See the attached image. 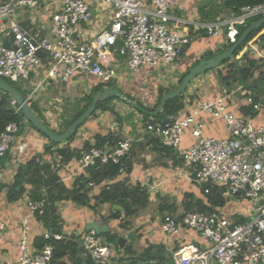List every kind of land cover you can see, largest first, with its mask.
Instances as JSON below:
<instances>
[{"label": "built area", "instance_id": "2783aa9c", "mask_svg": "<svg viewBox=\"0 0 264 264\" xmlns=\"http://www.w3.org/2000/svg\"><path fill=\"white\" fill-rule=\"evenodd\" d=\"M47 0H6L0 2V24H4V36L10 39V46L0 43V78L13 83H22L40 66V52H46L50 59L48 77L69 82L76 74L97 78L107 86L114 78L110 68L113 56L125 60L130 73L144 68L157 69L177 63L187 45L188 34L179 31L183 20L182 0H106L113 7L109 26L92 39L82 36V28L91 23V9L87 0H61V7L51 17V34L55 42L39 39L24 30L13 20L17 11L35 9ZM264 18V6H245L238 14L230 13L214 23L196 26L205 31L208 38L222 36L225 44L231 46L239 38L240 26L249 18ZM258 38V37H257ZM256 38V40H257ZM264 63V52L255 50ZM228 94L224 92L213 100H202L187 115L180 113L167 116L161 123H147L146 132L159 139L162 146L176 151L185 166H190L193 184L210 193L216 187L226 196L235 199H249L257 206L254 215L245 224H236L221 212L206 214L197 211L183 213L180 218H163L162 230L175 236L187 229L197 233L207 247L182 246L172 251L173 264H264V124L253 125L244 117L228 109ZM28 102V99H26ZM248 106L260 110L262 104L246 98ZM10 105L19 112L14 99ZM201 114L220 118L228 133L226 138L202 136ZM194 127L193 144L181 149L182 137ZM16 123H9L0 133V164L11 149L20 132ZM26 150L20 143L16 157ZM130 143L120 141L115 147H91L79 159L84 171L99 165L120 164L128 156ZM55 169L58 168L56 164ZM67 178H64L63 181ZM92 186V184H90ZM28 215L21 220L18 241V256L10 264H52L53 241L63 239V234L42 230L39 236L48 242L36 249L30 234V218L41 209L42 203L26 199ZM3 226H0V246L3 242ZM66 235V234H65ZM70 235V234H69ZM84 258L96 264H108L115 255L114 249L105 245L94 232L82 234L79 239ZM187 253V257L184 255ZM153 264V263H149Z\"/></svg>", "mask_w": 264, "mask_h": 264}, {"label": "crops", "instance_id": "0c3cea01", "mask_svg": "<svg viewBox=\"0 0 264 264\" xmlns=\"http://www.w3.org/2000/svg\"><path fill=\"white\" fill-rule=\"evenodd\" d=\"M4 1L6 0H0V2ZM87 2L90 4L92 19L88 26L82 28L81 33L86 40H89L109 26L113 17V7L106 0H87ZM203 2L204 0H182L183 10L179 16L183 23L180 25L179 31L188 34L190 46L184 50L177 63L161 66L157 69L144 68L137 73H130L125 60L115 55L110 63L114 78L107 86L101 84L95 77L82 74H76L69 82L65 83L48 77L50 70L49 55L46 52H40V66L34 69L27 81L18 83L22 88L21 91L25 92V95L22 92L23 97L28 99V104L36 116H39L40 120L55 134L64 131L58 132L62 128L63 122L69 119L75 111L81 109L85 104V99L93 95L99 88H102V90L105 88L117 89L137 104L155 110L159 104V89L163 90L165 95L172 93L180 85L183 79L181 77L196 62L202 60L205 54L210 52L214 55L219 51L223 52V50H226L225 47L228 46L222 36L216 39L190 36V32L195 33L199 30L196 26L209 22L200 15ZM60 7L61 0H47L35 9L17 11L13 16V20L32 35H38L39 39H46L54 43L55 38L51 34V17ZM229 14H224L217 17V19L225 18ZM3 29L4 24H0V43L9 47L10 39L4 36ZM255 50L264 52V30L256 35L240 54V56L248 55L257 61L259 65H262V68L256 71L254 80L251 83L253 84L251 86L255 88L253 91L252 89H244L238 83L232 84L230 88H224L219 83L215 68L197 76L190 82L181 94L184 96V106L179 113L187 115L202 100H213L226 92L229 97L228 109L233 114L244 117L253 125L264 124V63L257 57ZM234 62H237L236 59ZM0 93L2 92L0 91ZM253 94L260 96L262 106L254 118L243 116L240 109L248 106L246 98L248 96L253 98ZM112 106L118 117L108 112H97L92 120L85 122L77 130L73 140L58 144L52 148V151L62 147L68 148L72 152L80 151L85 144L93 145L95 143L94 138L98 135L115 134L122 141H129L130 150L127 160L131 163V173L121 174L113 182L92 186L90 196H97L101 187L105 185H112L115 182L127 179L130 185H139L147 192L149 196L148 204L136 215L127 219V226L122 228L119 221L103 220V218L110 217L112 209L121 211L119 206L106 204L99 207L97 212H92L88 208H80L71 202H64L59 204L60 214L64 221L63 232L66 235L85 233L86 225L95 221L101 226L107 225L108 232L116 235V244L119 248V251H117L112 244L109 245L114 249L115 255L109 260L108 264L112 260H114L112 263H115L120 258L126 259L128 257L123 251L124 247H131L132 252L138 255L155 246L164 248L168 254L179 250L185 245H193L198 248L207 247V243L194 231L182 229L177 235L169 236L162 230L165 216L178 219L183 214L184 211L180 204L184 194L192 193L196 198H202L199 188L193 184L191 170L190 172L187 170L179 155V159H174L171 155L155 150L153 145L148 143L146 128L140 116L134 113V108L123 104L117 99L112 103ZM118 118H120L119 122ZM199 123L202 125L201 132L204 137H228L225 124L220 118L201 114ZM193 129L194 127L189 128L183 135L181 149H185L194 143ZM20 143L26 144V150L22 155L16 157L13 153ZM47 145V138L25 124L24 128L16 135L11 149L2 161L4 164L0 168V189L12 183L19 165H23L31 158L39 156L42 157L45 163L50 164L53 170H56L60 180L67 187H70L78 176L86 175V172L80 168L79 159H71L68 163H62L61 157L57 153L53 152L51 155H46L44 148ZM56 164L58 165L57 169L54 168ZM67 177L68 179L63 181ZM26 199L23 198L18 202L8 203L5 191L0 190V226H3L0 264L12 263L19 254L18 241L21 220L28 215L25 206ZM234 201L236 206L233 208H220L216 212H221L232 221L235 217L250 221L253 216L252 206L240 205L239 202L241 203V201L238 199H234ZM29 223L31 237L39 236L43 230L41 225L36 223L34 218H30ZM129 234L134 237V240L128 238ZM119 238L125 239L121 246L118 244ZM151 263L155 264L154 262ZM210 264L216 263L211 262Z\"/></svg>", "mask_w": 264, "mask_h": 264}, {"label": "trees", "instance_id": "16d2710c", "mask_svg": "<svg viewBox=\"0 0 264 264\" xmlns=\"http://www.w3.org/2000/svg\"><path fill=\"white\" fill-rule=\"evenodd\" d=\"M256 5L264 6V0H204L202 3V8H200V15L204 20L209 21L206 23H214L218 21L217 17H221L222 15L228 13H233L236 15L238 14L240 8ZM258 19V17L249 18L244 26H240L238 28L239 36L246 30V28H248ZM263 29L264 24L258 29L254 30L248 36V38L235 49L233 52V58H227L223 60L215 69L219 83L224 88H230L232 84L238 83L244 89H252V91L255 89L251 86L253 85L251 83L254 80L256 71L261 69L262 65H259L257 61L253 60L248 55L244 54L240 56V54L244 47ZM190 36L208 38L205 31L203 30H198L195 33L190 32ZM189 46L190 45H187L185 49H188ZM229 48L230 46L225 47L226 50ZM221 52L219 51L214 55L209 52L205 54L202 59L211 58ZM235 59L237 62H234ZM198 62H196L194 65H196ZM185 75L186 74H184L181 79ZM260 75L261 73L259 74V77ZM8 84L22 94V91L18 89L17 86H14L11 82H8ZM99 91H102V88L97 89L95 93ZM163 95H165L163 90L159 89L158 102ZM253 98L254 103L261 102L259 95L253 94ZM11 100L12 97L10 95L3 92L0 93V133L9 123L14 122L18 124L20 129H23L24 125L27 124L21 112H16L15 109L10 105ZM115 100L116 98L110 97L107 100L98 103L94 113L90 115L87 121L92 120L96 116L97 112H108L113 116L118 117V115L115 114L114 108L112 106V103ZM183 100L184 96L180 95L177 98L166 101L162 112L155 117L149 116V113H152L154 108H146L141 104L138 105L143 109V111H138L136 109H133V111L140 116L144 126H146L147 123H161L167 116L177 114L183 109ZM84 102L85 104L81 109L75 111L69 119L63 122V126L58 132L65 130L85 112V110L92 103V95L88 96ZM240 112L243 116L254 118L259 111L253 110L252 106H247L242 107ZM119 121L120 118H118V122ZM31 128L37 132L32 126ZM147 136L148 143L153 145L155 150L157 149L159 152H164L168 155H171L174 159L178 158L177 152L162 146L159 139H157L153 134L148 132ZM74 137L75 135L70 137L65 142L73 140ZM94 139L95 143L93 145L85 144L82 150L73 152L64 147L52 151V148L56 147L58 144L52 143L48 140V145L44 148V152L46 155H51L53 152H55L61 157L62 163H68L71 159H80L82 154L88 151L91 147L100 148L107 146L108 148H113L120 141H122V139L115 134H109L106 136L98 135L95 136ZM127 157L123 158L120 164H97L96 166L87 169L85 171L86 175L78 176L70 187H67L64 182L60 180L56 170H53L50 164L45 163L41 156L33 157L25 164L19 165L16 169V174L12 183L10 185L1 187V189L5 191L6 201L8 203H15L23 198H27V200L33 203H42L41 209L35 212L33 218L35 222L40 224L44 230L52 233H64V221L59 210V204L64 202H71L80 208H88L92 212H97L99 207L106 204L111 206H119L121 211L112 209L110 217L106 219L103 218V220L106 221L107 219H111L119 221L120 227L125 228L128 224L126 222L127 219L136 215L148 204L149 196L147 192L139 185H130L127 179L115 182L112 185H105L101 187L99 194L94 197L90 196V191L92 186H100L106 182H113L121 174L131 173V163L129 160H127ZM3 164L4 162L0 164V168L3 166ZM90 184H92V186H90ZM199 190L202 194V198H196L192 193H186L183 195L180 204L184 211L183 213L197 211L206 214H213L217 209H220L224 206L225 202L221 195L222 192L216 187H211L210 193L207 195L203 194L202 188H199ZM122 214L124 216L123 218ZM247 222L248 220L240 217L234 218V223L236 224H245ZM82 234L83 233H72L70 235L64 234L62 240L53 241L52 244L54 246V252L51 263L96 264L90 258L83 257V251L79 245V239ZM98 236L103 239L104 244H112L113 247L119 251L118 245L116 244L117 237L115 234L108 232ZM32 240L36 249H41L44 245L48 244V242L45 241L42 236L33 237ZM123 251L126 255H128V257L126 259L120 258L115 263H112L114 262V260H112L110 264H149L151 262H154L155 264H173L172 254L166 253L164 248L159 246L150 247L146 252L139 255L135 252H132L131 247H124Z\"/></svg>", "mask_w": 264, "mask_h": 264}, {"label": "water", "instance_id": "95a60500", "mask_svg": "<svg viewBox=\"0 0 264 264\" xmlns=\"http://www.w3.org/2000/svg\"><path fill=\"white\" fill-rule=\"evenodd\" d=\"M263 24L264 18L258 19L252 25L246 28V30L239 36L237 42L231 45L229 49L211 58L202 59L196 65L191 67L181 80L180 85L172 93L163 95L159 101L158 106L152 113H149V116L155 117L159 113H161L166 101L179 97L186 90L190 82L193 81L197 76L217 68L223 60L227 58H233V52L235 51V49L239 45H241L254 30L258 29ZM0 91L10 95L12 99L16 101L17 106L27 123H29L39 134L47 138V140L56 144H61L68 140L70 137L74 136L77 130L87 121L90 115L94 113L96 105L100 102L107 100L110 97L116 98L123 104L128 105L138 111H143V109L136 102L130 100L117 89L105 88L104 90L96 92L92 95L91 105L85 110V112L80 117H78L62 133L55 134L38 118V116H36V114L32 111L31 107L29 106L27 100L23 97V95L14 87L9 85L7 81L1 78ZM85 231H94L97 235H103L109 230L107 225L101 226L98 222L95 221L87 224L85 227ZM128 238L134 240V237L131 234L128 235ZM124 241L125 239L119 238L118 244L121 246Z\"/></svg>", "mask_w": 264, "mask_h": 264}, {"label": "rangeland", "instance_id": "374dc122", "mask_svg": "<svg viewBox=\"0 0 264 264\" xmlns=\"http://www.w3.org/2000/svg\"><path fill=\"white\" fill-rule=\"evenodd\" d=\"M264 30V29H263ZM263 30H261V31H263ZM7 82H11V81H8L7 80ZM14 86H17V88L18 89H20V90H22V88H21V86H19L18 85V83H13V82H11ZM23 92V91H22ZM24 93V95H25V92H23ZM27 126H29L30 128H31V126H30V124L29 123H27L26 124ZM187 167V170L190 172V166H186ZM221 195H222V198L224 199V206L222 207V209L223 208H227V209H230V208H233L234 206H236V203H235V201H234V199L235 198H232V197H229V196H226L225 194H223V193H221ZM238 200H240L241 201V203L239 202V204L240 205H251L252 206V208H251V210H252V212H253V215L255 214L254 213V209H255V207L257 206V203H255V201H253V200H249V199H244V198H241V199H238Z\"/></svg>", "mask_w": 264, "mask_h": 264}, {"label": "bare ground", "instance_id": "6f19581e", "mask_svg": "<svg viewBox=\"0 0 264 264\" xmlns=\"http://www.w3.org/2000/svg\"><path fill=\"white\" fill-rule=\"evenodd\" d=\"M184 257H187V253L184 255Z\"/></svg>", "mask_w": 264, "mask_h": 264}]
</instances>
